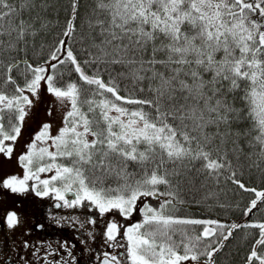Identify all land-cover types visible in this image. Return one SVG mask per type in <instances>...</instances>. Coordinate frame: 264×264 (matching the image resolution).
<instances>
[{
    "label": "snow or ice",
    "instance_id": "1",
    "mask_svg": "<svg viewBox=\"0 0 264 264\" xmlns=\"http://www.w3.org/2000/svg\"><path fill=\"white\" fill-rule=\"evenodd\" d=\"M47 7L48 0H0V154L11 158L42 82L67 109L55 135L50 123L42 124L18 157L23 176H9L0 187L54 196L64 207L88 202L101 216L117 211L128 218L138 199L157 195L158 185L179 189L196 163L195 170L210 177L231 170L230 179L241 161L264 168V0H91L78 41L83 61L60 39L49 58L34 65L27 53L48 28L42 14ZM78 8L79 0H72L62 32L72 40ZM68 62L87 89L47 74ZM86 67L108 72L109 79L89 75ZM122 83L131 94H121ZM41 173L51 175L41 179ZM74 186L75 198L69 200L65 193ZM162 194L172 199L159 209L144 204L142 221L123 231L127 244L120 246L130 264L196 261L195 244L174 243V226L216 223L166 215L177 193ZM256 195L264 199V193ZM256 204L253 200L252 208ZM4 223L14 229L17 212L6 210ZM248 226L259 229L248 264H264L256 251V245L264 246V223ZM119 231L109 221L106 241H116ZM214 234L205 228L196 240ZM23 247L31 246L25 241ZM218 251L212 247L201 255L211 258ZM39 252L32 253L38 260ZM103 255L100 264H122L116 255Z\"/></svg>",
    "mask_w": 264,
    "mask_h": 264
},
{
    "label": "trees",
    "instance_id": "2",
    "mask_svg": "<svg viewBox=\"0 0 264 264\" xmlns=\"http://www.w3.org/2000/svg\"><path fill=\"white\" fill-rule=\"evenodd\" d=\"M71 3L72 0H48V7L42 13L49 22L48 28L35 38L27 53L29 61L34 65L43 64L60 39L65 40L67 45L73 49L74 54L83 61L84 56L80 51L78 41L91 0H79L75 40L62 35L66 27L65 21L71 15ZM58 55L63 59L66 56V50L62 48ZM50 62L56 63V61ZM21 68H23V65H21ZM85 71L89 75L99 74L105 81L109 79V73L106 71L92 67H86ZM49 74L62 78L65 83L79 81L78 74L74 72L70 62L64 65L57 64L55 70L49 68ZM18 83L23 84L22 76H18ZM79 83L86 89L89 87L83 84V81H79ZM128 88L129 86L126 83H122L121 94H131ZM105 95L110 96V94ZM101 98L103 97H97L96 99ZM190 167H193V170L185 174L179 183V189H169L166 185L157 186V194L159 195H163L162 193L168 191L177 193L175 201L167 205L165 214L178 219L215 221L216 223L175 225V232L172 235L174 243L176 245L188 244L190 247L195 244L194 252L198 255V259L207 258L206 254L201 255V253L210 251L212 247L219 248L218 252L213 253L211 264H248L247 257L250 255L255 241L259 238V229L248 225L264 221V199L259 197L256 200V207L252 208L255 191L259 190L264 193V168L249 167L247 161H241L235 164L236 175L230 179L231 170L222 171L218 176L213 175L210 177L203 170H195L199 168V163ZM233 179L244 184L245 188L242 189L238 184L233 183ZM113 186L115 187V185ZM163 196L166 197L165 200L172 199L167 195ZM6 204L3 205L0 202V211ZM249 208H252V210L247 212ZM21 210L24 213L34 211L33 208L29 209L27 205L22 206ZM34 213H36V210ZM205 225L213 229L215 234L209 238L201 237L197 241L196 237L203 233ZM232 225H238V227L232 228ZM229 230L232 234L227 240H223V236H227ZM3 243L5 245L7 240L2 241L0 239V244ZM178 251L182 253L183 247L178 248ZM256 251L259 255L264 256V246L256 245ZM252 264H259V260H253Z\"/></svg>",
    "mask_w": 264,
    "mask_h": 264
},
{
    "label": "flooded vegetation",
    "instance_id": "3",
    "mask_svg": "<svg viewBox=\"0 0 264 264\" xmlns=\"http://www.w3.org/2000/svg\"><path fill=\"white\" fill-rule=\"evenodd\" d=\"M65 197L69 200L74 199L75 191L65 193ZM85 203L91 206L88 202H82L80 206L64 207L63 201H57L49 196L39 199L36 213L35 210L22 212L19 204L3 206L0 211L3 221L0 224L4 228L7 243L2 244L0 248L2 264H24L20 257L26 259L28 264H47L51 261H60L61 264H100L105 252L118 256L122 264H130L126 259V249L120 246L127 244L123 238V231L130 225L141 222L142 218L133 217L131 220L121 216L117 211L101 216L98 210L86 208ZM57 204L61 206L57 207ZM6 210H13L19 216L20 223L14 229H9L4 223ZM83 214L86 215L85 218L82 217ZM93 219L95 223H92L93 230L89 235L82 230L81 220L90 222ZM109 221L115 222L120 228L116 241H106L104 236ZM25 241L30 248L23 247ZM109 244L116 246L109 247ZM37 248L40 249V260L32 255ZM49 253L51 255H46Z\"/></svg>",
    "mask_w": 264,
    "mask_h": 264
},
{
    "label": "rangeland",
    "instance_id": "4",
    "mask_svg": "<svg viewBox=\"0 0 264 264\" xmlns=\"http://www.w3.org/2000/svg\"><path fill=\"white\" fill-rule=\"evenodd\" d=\"M47 67V66H46ZM48 74V73H47ZM33 99V106L29 112V115L26 117L22 130L21 135L18 137L15 145L14 151L11 158L6 157L3 154H0V182L3 179L17 175L22 177L24 174V169L18 163V157L27 151V145L32 142L36 133L39 132L40 127L44 123H50L52 126V134L55 135L56 131L59 127L62 126V121L64 114L66 112V107L60 104L56 98L49 94L46 91V85L42 82V88L39 93V99L36 97H32ZM49 111H51V115H49ZM46 144H38V147H46ZM51 173H41L40 178L45 179L50 176ZM29 183H33L30 181ZM42 187V186H41ZM259 190L255 191V197L253 200H257L259 197L256 195ZM31 193L27 194H14L9 190H5L0 187V202L4 205L7 204H19L20 208L22 206H26L30 209L33 208L36 210L38 205V200L30 195ZM51 200V199H50ZM148 202L147 200H145ZM86 208L90 209L91 206H87L85 203ZM85 214L82 215L85 218ZM20 219H22L20 217ZM81 224L83 227V231H86L88 234L93 230V224L86 221L81 220ZM259 239V238H258Z\"/></svg>",
    "mask_w": 264,
    "mask_h": 264
}]
</instances>
